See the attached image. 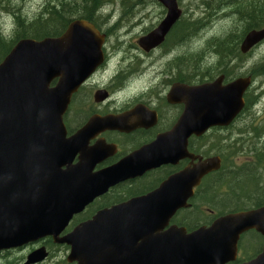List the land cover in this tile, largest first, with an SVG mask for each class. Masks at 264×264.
<instances>
[{
    "label": "flooded vegetation",
    "instance_id": "flooded-vegetation-1",
    "mask_svg": "<svg viewBox=\"0 0 264 264\" xmlns=\"http://www.w3.org/2000/svg\"><path fill=\"white\" fill-rule=\"evenodd\" d=\"M140 1L135 0L131 6L112 7V0L102 7L83 6L53 28L51 38H58L72 22H87L96 32V49L101 55L71 95L62 115L65 139L83 128L86 131L81 136L80 150L72 153L59 170L77 175L87 189H101L73 211L58 238L92 221L97 214L136 199L153 198L151 201L168 205L164 212L171 215L164 230L175 227L185 234L208 229L222 217L264 206V122L256 125L253 119L248 120L264 97V39L246 53L240 50L246 34L264 25L251 19L248 22L245 10L234 9L242 30L238 36L229 33L218 39L225 42L224 54L215 52L217 39H209L199 51L194 42L211 27L221 3L213 10L208 2L203 4L206 11H201V7H185L182 0H176L179 14L175 22L156 45L143 46L140 40L154 33L168 9L156 0ZM230 6L228 3L229 9ZM243 78L250 79L242 96L243 107L227 127H209L201 135L192 133L186 138L183 131L175 137L167 135L179 124L185 102L191 99L183 92L184 87L217 80L226 86ZM56 83L57 79L53 80L50 88ZM237 123L246 126L239 130L240 137L234 138L230 130ZM247 126H251L249 132L245 131ZM175 147V157L156 159L157 152L172 153ZM237 154L243 155L240 163L235 160ZM217 159L219 168L207 172L196 183L199 165ZM247 173L258 184L249 182ZM237 174L242 176L240 184L233 179ZM175 176L179 181L167 183ZM48 242L69 252L68 246L54 245L51 238L41 244L47 249ZM263 243L264 237L255 230L243 233L237 242L235 261L227 264L253 259L262 252ZM62 264L74 263L65 260Z\"/></svg>",
    "mask_w": 264,
    "mask_h": 264
},
{
    "label": "water",
    "instance_id": "water-1",
    "mask_svg": "<svg viewBox=\"0 0 264 264\" xmlns=\"http://www.w3.org/2000/svg\"><path fill=\"white\" fill-rule=\"evenodd\" d=\"M156 1L168 12L154 33L140 40L143 46L161 41L179 14L176 0ZM96 38L90 24L74 21L58 38L19 40L0 62V252L51 238L53 244L69 247L66 261L75 264L235 261L243 233L255 230L264 237V206L222 217L208 229L185 234L175 227L164 230L171 215L164 212L168 205L151 201L153 198L136 199L101 212L58 238L73 211L101 189H87L77 175L59 171L72 153L80 150L86 131L83 128L65 139L62 115L71 95L101 59ZM263 39L264 28L250 31L241 43V52L246 53ZM55 79L56 85L50 88ZM249 84L250 79L243 78L226 86L217 80L184 87L183 92L191 99L185 102L179 124L167 135L175 137L183 131L186 138L192 133L201 135L209 127H227L241 111ZM176 155L175 147L172 153L157 152L156 159ZM218 168V159L200 164L196 183ZM178 177L167 183L179 181ZM47 256L41 246L31 251L23 264H40ZM242 264H264V243L260 254Z\"/></svg>",
    "mask_w": 264,
    "mask_h": 264
},
{
    "label": "rangeland",
    "instance_id": "rangeland-1",
    "mask_svg": "<svg viewBox=\"0 0 264 264\" xmlns=\"http://www.w3.org/2000/svg\"><path fill=\"white\" fill-rule=\"evenodd\" d=\"M53 1V0H52ZM135 0H113L112 5L110 6H121V5H130L133 4ZM224 1H227L229 3V0H223L222 2L213 1V0H182V5L185 7H201L200 10H205V5H208L207 3H210V6L216 7L218 3H221L219 11H215L216 17L208 30H206L204 33L201 32V35L196 41L194 42L195 49H199V51L203 50L205 46V42L209 39H222L226 37L229 33L238 36L241 33L242 30V24L240 25L236 22L238 19L237 15H234L235 10H232L234 7H227L226 4H224ZM253 2H259L261 3L262 0H251ZM47 2H51V0H0V22L2 23L4 33L5 35L11 39L14 36V18L13 15H21L24 19L31 21L33 20L41 11L43 5H45ZM78 3V1L76 0ZM116 2V3H115ZM122 2V3H121ZM250 2V0H249ZM80 6H83L79 3ZM226 5V6H225ZM225 6V7H224ZM4 8V9H3ZM4 11H3V10ZM223 9V10H222ZM7 10V11H6ZM230 11H232L230 13ZM10 12V13H9ZM12 13V14H11ZM229 13V14H227ZM264 50L262 51V53ZM213 55V54H210ZM212 59H216V57H213ZM263 101L259 105H257L253 111V115L251 113V116H249L248 120L253 119V123L256 125H259L260 123L264 122V97L262 98ZM248 125V124H247ZM246 125H240L237 123L236 125L232 126L230 132L232 135H234V138L240 137L239 130H242L245 128ZM255 126V125H252ZM258 127V126H256ZM251 126H247L245 131H250ZM243 155L237 154L235 157V160L237 163H240L243 161ZM39 245H29L20 249H16L14 251H4L0 255V264H22L24 262L25 257L34 249L38 248ZM48 257L47 259L41 263V264H62L65 261L66 256L68 255L67 250H65L63 247L56 248L53 247L51 249H48ZM244 257H247V255H244Z\"/></svg>",
    "mask_w": 264,
    "mask_h": 264
},
{
    "label": "trees",
    "instance_id": "trees-1",
    "mask_svg": "<svg viewBox=\"0 0 264 264\" xmlns=\"http://www.w3.org/2000/svg\"><path fill=\"white\" fill-rule=\"evenodd\" d=\"M65 1L66 0H54V2L53 1L48 2L47 4L43 5L39 14L31 21L24 19L23 17H21V15L20 16L17 14L13 15V18H14V36L11 39H9L5 35L4 29L2 28L3 27L2 23L0 22V62L8 54V52L11 50V48L15 45V43L17 41H19L21 39L40 40V39L45 38V37H51L53 34L54 26L56 24H58L59 22L63 23L65 21V17H68L71 13H73V12L76 13V11L80 12V8H82L83 6L84 7L102 6V4L104 2H106L107 0H102V1H100V0H77L78 4H77L76 0H67L66 3H65ZM68 1H70V2H68ZM248 1L249 0H241V2H240V0L239 1L238 0H229V3H231V6L234 7L232 10H234L235 7H236V10L239 8L237 11L245 10L247 15H248V18H247L248 22H250V19H251V22H254V19L257 18V20H255V23L257 21V23H260L257 25H264V0H262L260 4L252 2L251 0H250V2H248ZM61 2H63V3L61 4ZM100 2H101V4L99 5ZM79 3L82 4L83 6H80ZM66 4H67V6H66ZM255 4H257V5H255ZM217 8H219V7H217V6L215 8L212 7L213 10H215ZM255 15H256V17H255ZM224 45H225V42L223 40H216L215 41V52L218 55L224 54ZM220 52H222V53H220ZM247 177H248L249 182H254V183L258 184V182L251 179L253 177L250 173H247ZM233 179H235L238 184H240L243 181L242 176L239 177V175L233 176ZM47 245H48L49 249L53 248V246H51L50 242H48Z\"/></svg>",
    "mask_w": 264,
    "mask_h": 264
},
{
    "label": "bare ground",
    "instance_id": "bare-ground-1",
    "mask_svg": "<svg viewBox=\"0 0 264 264\" xmlns=\"http://www.w3.org/2000/svg\"><path fill=\"white\" fill-rule=\"evenodd\" d=\"M51 1H52V0H51ZM66 1H67V0H66ZM66 1H65V3H66ZM100 1H102V0H100ZM112 1H113V0H112ZM136 1H137V0H136ZM238 1H239V0H238ZM68 2H70V1H68ZM68 2H67V3H68ZM71 2H72V1H71ZM74 2H75V1H74ZM74 2H73V3H74ZM108 2H109V1H108ZM139 2H141V1L139 0ZM231 2H232V1H231ZM236 2H237V1H236ZM240 2H241V0H240ZM248 2H249V1H248ZM252 2H253V1H252ZM47 3H48V2H47ZM47 3H46V4H47ZM57 3H58V2H57ZM62 3H63V2H61V4H62ZM65 3H64V4H65ZM104 3H105V2H104ZM115 3H116V2H115ZM121 3H122V2H121ZM133 3H135V2H133ZM137 3H138V2H137ZM204 3H205V2H204ZM204 3H203V4H204ZM256 3H258V2H256ZM50 4H51V3H50ZM77 4H78V3H77ZM100 4H101V2L99 3V5H100ZM108 4H109V3H108ZM113 4H114V3H113ZM124 4H126V3H124ZM139 4H140V3H139ZM141 4H142V3H141ZM205 4H206V3H205ZM227 4H228V3H227ZM227 4H226V5H227ZM250 4H251V3H250ZM259 4H260V2H259ZM54 5H55V4H54ZM105 5H106V4H105ZM110 5H111V3H110ZM127 5H128V4H127ZM133 5H134V4H133ZM226 5H225V6H226ZM230 5H231V3H230ZM235 5H236V4H235ZM255 5H257V4H255ZM52 6H53V5H52ZM66 6H67V4H66ZM66 6H65V7H66ZM95 6H96V5H95ZM103 6H104V4H103ZM128 6H129V5H128ZM128 6H127V7H128ZM130 6H131V4H130ZM225 6H224V7H225ZM227 6H228V5H227ZM55 7H56V6H55ZM101 7H102V6H101ZM107 7H108V5H107ZM112 7H113V6H112ZM141 7H142V5H141ZM206 7H208V6H206ZM232 7H233V6H232ZM232 7H231V8H232ZM239 7H240V6H239ZM241 7H242V6H241ZM246 7H247V6H246ZM246 7H245V8H246ZM51 8H52V7H51ZM63 8H64V7H63ZM105 8H106V7H105ZM121 8H122V7H121ZM121 8H120V9H121ZM132 8H133V7H132ZM245 8H244V9H245ZM3 9H4V8H3ZM3 9H2V10H3ZM108 9H109V8H108ZM110 9H111V8H110ZM115 9H116V8H115ZM220 9H221V8H220ZM235 9H236V7H235ZM238 9H239V8H238ZM238 9H237V10H238ZM242 9H243V8H242ZM242 9H241V10H242ZM54 10H55V9H54ZM3 11H4V10H3ZM6 11H7V10H6ZM205 11H206V10H205ZM212 11H213V10H212ZM119 12H120V11H119ZM234 12H235V11H234ZM9 13H10V12H9ZM208 13H209V12H208ZM237 13L239 14V12H237ZM11 14H12V13H11ZM201 14H202V13H201ZM203 14H204V13H203ZM211 14H212V13H211ZM115 15H116V14H115ZM214 15H215V14H214ZM262 15H263V14H262ZM59 16H60V15H59ZM202 16H203V15H202ZM191 17H192V16H191ZM255 17H256V15H255ZM260 19H261V18H260ZM198 20H200V19H198ZM209 20H210V19H209ZM211 20H212V19H211ZM254 20H255V19H254ZM63 21H64V20H63ZM190 22H191V21H190ZM192 22H193V21H192ZM197 22H199V21H197ZM200 22H201V21H200ZM200 22H199V23H200ZM254 22H255V21H254ZM59 23H61V22H59ZM187 24H188L187 26H189V24H192V23H187ZM194 24L196 25V23H194ZM194 24H192L193 27H194ZM61 25H62V24H61ZM185 25H186V24H185ZM192 25H190V26H192ZM199 25H200V24H199ZM206 25H207V24H206ZM239 25H240V24H239ZM187 26H185V28H189V27H187ZM196 26H198V23H197ZM203 26H204V25H203ZM203 26H201V28H202ZM193 27H192V28H193ZM185 28H183V29L186 30ZM194 28H195V27H194ZM199 28H200V27H199ZM1 29H2V28H1ZM200 30H201V29H200ZM197 31H198V30H197ZM195 32H196V31H195ZM183 35H184V33H183ZM188 35H189V34H188ZM210 41H211V40H210ZM210 41H209V42H210ZM184 42H185V41H184ZM211 43H212V42H211ZM213 44H214V43H213ZM214 47H215V46H214ZM217 47H218V46H217ZM224 47H225V46H224ZM220 48H221V47H220ZM220 53H222V52H220Z\"/></svg>",
    "mask_w": 264,
    "mask_h": 264
}]
</instances>
